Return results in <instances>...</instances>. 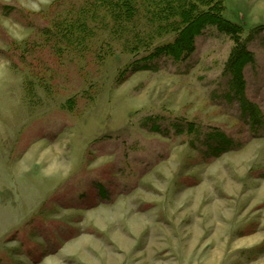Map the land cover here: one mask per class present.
I'll list each match as a JSON object with an SVG mask.
<instances>
[{"label": "rangeland", "instance_id": "374dc122", "mask_svg": "<svg viewBox=\"0 0 264 264\" xmlns=\"http://www.w3.org/2000/svg\"><path fill=\"white\" fill-rule=\"evenodd\" d=\"M99 1L0 0V264H264V0H222L242 97L230 35L145 60L153 0Z\"/></svg>", "mask_w": 264, "mask_h": 264}, {"label": "trees", "instance_id": "16d2710c", "mask_svg": "<svg viewBox=\"0 0 264 264\" xmlns=\"http://www.w3.org/2000/svg\"><path fill=\"white\" fill-rule=\"evenodd\" d=\"M99 2L103 3L107 20L112 23L115 33L126 31L129 28V23L136 19L142 6V0H100ZM152 4L156 6V13L149 12V16L153 18L152 27L155 35L153 38L145 40V49L149 50L153 46V39H157L156 37L169 33L174 34L175 37L171 41L153 46L144 59L165 56L179 60L194 51L195 38L207 26H214L218 31L228 34L234 39L235 46L225 65V72L230 75L235 89L242 97L244 91L243 69L247 64L253 62V56L246 49L245 43L240 41L241 27L225 19L223 1L160 0L159 3H156L153 0ZM162 4L167 7L161 8ZM94 8L96 10L98 6H94ZM134 40V45L137 46V35ZM242 101H244L243 98ZM243 104L245 107L249 106L246 102Z\"/></svg>", "mask_w": 264, "mask_h": 264}]
</instances>
